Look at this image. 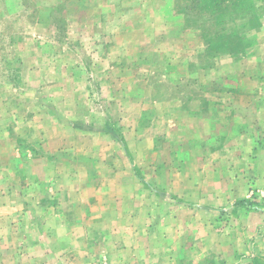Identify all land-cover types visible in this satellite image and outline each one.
Listing matches in <instances>:
<instances>
[{
    "label": "rangeland",
    "instance_id": "1",
    "mask_svg": "<svg viewBox=\"0 0 264 264\" xmlns=\"http://www.w3.org/2000/svg\"><path fill=\"white\" fill-rule=\"evenodd\" d=\"M196 12V0H0V264H264V78L211 71ZM136 138L150 149L131 167L141 219L80 223L97 196L83 178L125 171ZM181 177L186 198L167 194ZM52 207L55 240L39 226L56 223Z\"/></svg>",
    "mask_w": 264,
    "mask_h": 264
},
{
    "label": "crops",
    "instance_id": "2",
    "mask_svg": "<svg viewBox=\"0 0 264 264\" xmlns=\"http://www.w3.org/2000/svg\"><path fill=\"white\" fill-rule=\"evenodd\" d=\"M257 39L258 41H256V44H254L253 47H250L246 50V52L237 56H233V55H220L215 57L211 62V68L214 73H216V71H221L223 73H228V74H232V73H239V74H248V80L252 79H256V76H260L258 77L259 80L261 81V78L263 79L264 77V20H263V24L261 29L257 32ZM209 70V69H208ZM214 99V98H213ZM216 100H213V102H221V98H215ZM194 101V100H193ZM201 100H199L200 102ZM209 101V100H208ZM256 101V99H252L251 100ZM174 103L173 100H169L167 101V99H164V101H161L160 106L169 109L170 111L173 110V106L172 104ZM210 108L212 107V105H209ZM216 106V105H214ZM203 107V106H202ZM184 110H186V112L184 111L183 114L184 116H193L195 118H197L198 120L204 118L205 115H207L206 119H209L210 121L212 119H216L217 118V114L218 112L216 111V108L214 109H210L208 111H206V108L203 107L202 108H197V109H193L190 110L191 108H189V106L183 107ZM196 110V111H195ZM257 113L262 112V110H257ZM172 111L169 113L170 114V118H172L173 120V116H172ZM207 113V114H205ZM205 114V115H204ZM234 119V118H233ZM204 120V119H203ZM153 125V124H152ZM151 126H147V127H143V129H141L140 126L136 125L135 129L138 131L137 133H140V135L144 134L142 133V131H147L149 129V127ZM140 127V128H139ZM214 127V125H213ZM239 128L243 129L245 128V125H241L239 126ZM144 144V145H143ZM121 147V146H119ZM123 147V151L121 153V157H120V165L124 166V162H127L126 167H128L125 171L122 170L121 173H115L114 175V170L110 169V176L107 178H104L103 176L100 175V177L97 180V184L95 185V187L91 186L88 187L89 183H88V179L85 177L83 178V182H86V189L92 190L94 191L96 189V193L97 196H95V199H91L90 197L87 199V205H85L82 209L81 212L82 213V217L78 218L80 219V223L84 224L85 226L88 225V223H91L90 225H92V221H96V219L99 221H102L103 223H107L109 225L116 223L117 226V230H119L120 228L124 227V225L131 223L130 219H132L133 223L136 221V219H138V217L141 219L140 214L143 207H138V206H144V203L141 202L142 196L140 194L139 191H135V186H136V182L138 180V177L136 175H134V171L131 169L132 167V162H136L137 158L141 156V152L142 151H146V154L150 153V149L147 148V145H145V140L144 139H139L136 138L135 139V145L134 146H122ZM120 149V148H119ZM118 149V151H119ZM148 149V151L146 150ZM214 150L216 149L215 147L213 148ZM188 153L186 154V157H190L192 150L188 149ZM129 168L131 170H129ZM167 175V173H166ZM171 176H174V172L171 171L170 173ZM212 175L211 177L214 179L215 177L217 178L218 182H221L222 179V175L221 174H216L214 171L212 173L207 174ZM182 176V175H181ZM188 176V175H187ZM210 177V178H211ZM65 181H68L67 179H64ZM217 181H213L212 184H219ZM68 182H71L70 180ZM182 184L180 185H176L175 184V189L173 190L172 188L170 190H168L167 194H171V195H177V197H183L186 198L185 196L187 195L186 192L188 191L187 188V183L188 182V178L187 177H181V181ZM109 187V188H108ZM116 192H112L109 193V190H114ZM120 191V192H119ZM173 191V192H172ZM120 195V201L116 202V204H109L108 200L109 199H113L114 195ZM93 195V194H92ZM91 195V196H92ZM116 198H119L118 196ZM133 198V202H132V209L129 206V203L126 204L125 201L128 199ZM93 201L95 203H93ZM90 204V205H89ZM93 204L97 205V206H93ZM138 205V206H137ZM147 214L149 216H151V213L149 214L150 210H146ZM48 212H51V214H53V216L57 217L56 218V223L54 222V225H48V224H41L39 225L43 230L44 233L48 235H51L52 237L49 239H54L57 236V231L59 232V229H57L58 224H59V215H63L64 212H61L60 210H55V208H51V210H49ZM73 213V214H79L78 212H69ZM139 215V216H138ZM54 219V218H53ZM71 220V219H70ZM147 220V222H143L142 224L148 226L150 224H153V221H150L151 218L149 217L148 219H144ZM74 220L72 219L71 222H73ZM66 222V221H65ZM70 222V223H71ZM137 223V222H136ZM72 224V223H71ZM120 227V228H119ZM75 239V238H74ZM42 241V240H41ZM39 241V242H41ZM76 246V242L68 245V246Z\"/></svg>",
    "mask_w": 264,
    "mask_h": 264
},
{
    "label": "trees",
    "instance_id": "3",
    "mask_svg": "<svg viewBox=\"0 0 264 264\" xmlns=\"http://www.w3.org/2000/svg\"><path fill=\"white\" fill-rule=\"evenodd\" d=\"M262 1L196 0L197 12L192 17L204 42L200 54L208 63L220 55L244 54L256 43L251 31L261 25L258 4Z\"/></svg>",
    "mask_w": 264,
    "mask_h": 264
}]
</instances>
